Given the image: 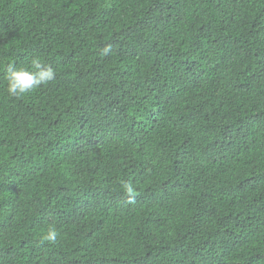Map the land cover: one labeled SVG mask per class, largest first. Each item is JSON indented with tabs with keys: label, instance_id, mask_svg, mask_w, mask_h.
<instances>
[{
	"label": "trees",
	"instance_id": "1",
	"mask_svg": "<svg viewBox=\"0 0 264 264\" xmlns=\"http://www.w3.org/2000/svg\"><path fill=\"white\" fill-rule=\"evenodd\" d=\"M0 264H264V0H0Z\"/></svg>",
	"mask_w": 264,
	"mask_h": 264
},
{
	"label": "clouds",
	"instance_id": "2",
	"mask_svg": "<svg viewBox=\"0 0 264 264\" xmlns=\"http://www.w3.org/2000/svg\"><path fill=\"white\" fill-rule=\"evenodd\" d=\"M109 49H105L107 53ZM6 80V92L10 97L23 98L39 89L42 85L51 83L56 78V71L51 65L43 62L39 57H33L28 67H18L14 63H9L4 69ZM128 193L133 191L131 185H126ZM44 239L54 243L57 239V232L50 228Z\"/></svg>",
	"mask_w": 264,
	"mask_h": 264
}]
</instances>
